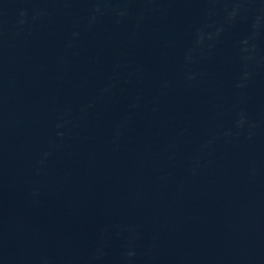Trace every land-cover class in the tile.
I'll return each instance as SVG.
<instances>
[{"label":"water","instance_id":"95a60500","mask_svg":"<svg viewBox=\"0 0 264 264\" xmlns=\"http://www.w3.org/2000/svg\"><path fill=\"white\" fill-rule=\"evenodd\" d=\"M0 264H264V0H0Z\"/></svg>","mask_w":264,"mask_h":264}]
</instances>
